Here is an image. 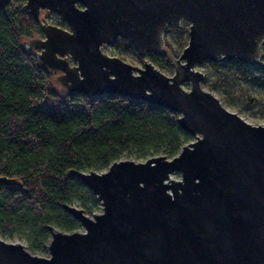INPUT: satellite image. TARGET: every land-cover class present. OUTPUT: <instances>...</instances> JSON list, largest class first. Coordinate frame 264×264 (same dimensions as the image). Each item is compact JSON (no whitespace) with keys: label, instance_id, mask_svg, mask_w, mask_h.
Listing matches in <instances>:
<instances>
[{"label":"water","instance_id":"95a60500","mask_svg":"<svg viewBox=\"0 0 264 264\" xmlns=\"http://www.w3.org/2000/svg\"><path fill=\"white\" fill-rule=\"evenodd\" d=\"M9 2L0 0V9ZM22 8L40 19L41 30L22 50L54 72L58 92L164 107L192 139L171 157L69 168L66 176L80 179L101 210L89 215L62 203L82 228L47 224L46 254L0 236V264H264V124L226 108L201 87L204 74L195 67L238 60L264 69V0H24ZM182 20L189 22L187 43L175 55L164 33ZM118 38L143 56L141 66L102 50ZM0 184L21 188L14 176L0 174Z\"/></svg>","mask_w":264,"mask_h":264},{"label":"trees","instance_id":"16d2710c","mask_svg":"<svg viewBox=\"0 0 264 264\" xmlns=\"http://www.w3.org/2000/svg\"><path fill=\"white\" fill-rule=\"evenodd\" d=\"M23 1L10 0L0 9V174L21 182L19 189L0 184V235L22 234L30 248L44 250L47 224L66 231L79 227L62 203L77 200L91 212L98 202L80 179L66 176L69 168L102 170L131 155L171 157L191 136L178 125L176 112L140 99L58 92L52 72L22 50L24 39L41 32L40 19L22 8ZM147 56L156 65L166 62ZM229 66V77L264 91L263 68L211 62L213 69Z\"/></svg>","mask_w":264,"mask_h":264},{"label":"rangeland","instance_id":"374dc122","mask_svg":"<svg viewBox=\"0 0 264 264\" xmlns=\"http://www.w3.org/2000/svg\"><path fill=\"white\" fill-rule=\"evenodd\" d=\"M45 15V16H44ZM47 21L58 24L65 27L66 24L64 21H61L57 14L48 12L43 14ZM189 22L187 20H182L179 27L169 26L164 33V40L166 45H169V48L172 52L177 55L182 48L187 43V29ZM102 50L107 54L113 55L116 54L123 58L124 60L137 65H142V57L138 55L133 48V46L123 38H118L112 43L103 44ZM262 51L264 53V43L262 45ZM157 66L166 74L170 75L173 73V67L168 62L159 63ZM195 67L201 70L204 74L201 81V87L205 90L212 92L220 102L228 109L235 111L245 120L251 123H261L264 124V91L248 82L241 80L240 78L229 77L230 72L233 70V66L229 67H220L213 69L211 67L210 61H202L196 63ZM223 79H227L223 81ZM55 87L56 83L54 81ZM183 86L188 88V83H184ZM251 98V102H246L245 98ZM192 139V137H191ZM126 157V156H122ZM133 159H144L136 158L134 156H129ZM147 157V156H146ZM173 176L178 177V173H175ZM72 204L81 206L80 202L77 200L71 201ZM101 206L97 202L96 205L92 207L91 212H86L89 215L93 211H100ZM82 228L79 224L78 229ZM5 240L10 241H20L26 245V247L37 254H46V248L44 250L32 249L28 246V241L26 237L22 234L13 233L11 236H2ZM45 247V246H44Z\"/></svg>","mask_w":264,"mask_h":264},{"label":"flooded vegetation","instance_id":"af4514ba","mask_svg":"<svg viewBox=\"0 0 264 264\" xmlns=\"http://www.w3.org/2000/svg\"><path fill=\"white\" fill-rule=\"evenodd\" d=\"M45 14H46V13H45ZM31 36H35V35H31ZM31 36H28L27 38H29V37H31ZM27 38H26V39H27ZM52 75L54 76V72H52Z\"/></svg>","mask_w":264,"mask_h":264}]
</instances>
